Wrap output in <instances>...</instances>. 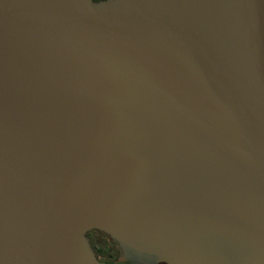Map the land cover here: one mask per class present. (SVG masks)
Instances as JSON below:
<instances>
[{"label": "water", "instance_id": "95a60500", "mask_svg": "<svg viewBox=\"0 0 264 264\" xmlns=\"http://www.w3.org/2000/svg\"><path fill=\"white\" fill-rule=\"evenodd\" d=\"M264 264V0H0V264Z\"/></svg>", "mask_w": 264, "mask_h": 264}, {"label": "trees", "instance_id": "16d2710c", "mask_svg": "<svg viewBox=\"0 0 264 264\" xmlns=\"http://www.w3.org/2000/svg\"><path fill=\"white\" fill-rule=\"evenodd\" d=\"M95 2H99V1H103V0H94ZM88 237L90 238V242L91 245H93V248L97 251H100L102 253H106L108 252L109 248H108V241H107V237L92 231L88 233Z\"/></svg>", "mask_w": 264, "mask_h": 264}, {"label": "flooded vegetation", "instance_id": "af4514ba", "mask_svg": "<svg viewBox=\"0 0 264 264\" xmlns=\"http://www.w3.org/2000/svg\"><path fill=\"white\" fill-rule=\"evenodd\" d=\"M107 241H108L107 243H108L109 250L106 253H102L100 251H97V250H95L93 248V245H91V246H92V248H93V250H94V252H95L96 257L98 258V260H100L101 262H105V263L112 264V263H114L118 259V254L119 253L116 250L115 244H113L109 238L107 239Z\"/></svg>", "mask_w": 264, "mask_h": 264}]
</instances>
